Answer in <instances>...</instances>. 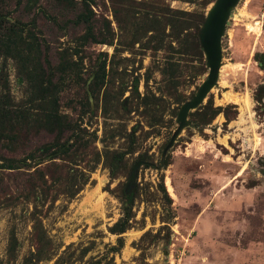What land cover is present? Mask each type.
I'll return each mask as SVG.
<instances>
[{
	"label": "rangeland",
	"instance_id": "1",
	"mask_svg": "<svg viewBox=\"0 0 264 264\" xmlns=\"http://www.w3.org/2000/svg\"><path fill=\"white\" fill-rule=\"evenodd\" d=\"M20 1L12 16L34 20L53 78L29 109L24 144L1 153L20 159L63 141L70 150L0 168V264H264V111L254 99L264 0H239L226 23L202 103L221 112L204 124L201 104L182 127L178 111L208 74L198 32L215 0H84L107 42L83 45L81 2ZM64 55L74 63L60 73ZM7 68L12 103L28 109L30 89L12 59ZM55 95L61 133L44 120Z\"/></svg>",
	"mask_w": 264,
	"mask_h": 264
},
{
	"label": "trees",
	"instance_id": "2",
	"mask_svg": "<svg viewBox=\"0 0 264 264\" xmlns=\"http://www.w3.org/2000/svg\"><path fill=\"white\" fill-rule=\"evenodd\" d=\"M11 1L12 0H0V168L5 169L18 168L20 167L19 162H26L28 159L33 160L34 162L36 161L35 164L37 165L46 157L55 158L56 155L67 153L70 150V145L66 146L65 141H63L61 143L56 142L39 146L36 149V152H29L26 157H21L20 159L13 157V155L9 156L1 153V150L3 149L8 152H13L15 148L24 144V139L28 138V127L31 125L29 120V109L39 96V91H42V84L47 83L49 79L53 78V73L48 72L47 79H44L46 72L42 61L40 60V46L42 42L33 32L32 28H35L34 20L23 22L13 17L12 9L10 7ZM32 1L33 3L35 1L37 2V0H26L29 6L33 5ZM56 1L59 4H65L71 7L77 2H81V10L76 15V23L83 24L84 27V33L81 36L82 45L87 42H107L105 39H102L101 37L98 38L95 35L93 31L94 27L89 15L91 10L88 7L89 5L85 4L84 0ZM20 2V0H17L18 4H20ZM8 59L13 60L19 76L31 91L30 96L28 97V103L30 104L28 109L26 106L18 107L11 101L7 68ZM259 61L261 63L260 67L264 68V58H261ZM72 63H74L73 60L64 55L56 69H58L60 73H63L71 68ZM103 66H105L104 63ZM55 84L54 88L57 87L59 93L61 80L60 82L56 81ZM254 99L264 111V82L257 85L254 92ZM57 102V96L55 95L53 100H51V111L45 113L44 120L51 125L53 124V127L61 133V125L63 124L61 119L63 117L58 114ZM230 106L235 108L233 109V116L237 115L238 111L236 105L233 104ZM201 107L204 108V124L212 121L215 116L221 112L220 108L213 107L212 103L202 104ZM189 115H193V112H189ZM225 115L226 119L231 118L227 113H225ZM53 147L55 148L54 151L51 150ZM164 164L167 165L168 161ZM133 199L132 192L123 194L124 215L121 226L118 229L119 231H123L128 226Z\"/></svg>",
	"mask_w": 264,
	"mask_h": 264
},
{
	"label": "water",
	"instance_id": "3",
	"mask_svg": "<svg viewBox=\"0 0 264 264\" xmlns=\"http://www.w3.org/2000/svg\"><path fill=\"white\" fill-rule=\"evenodd\" d=\"M239 0H215L210 7L198 32L199 42L203 49L208 67L206 79L198 87L193 97L185 101L177 114L180 127L185 124L188 113L201 105L216 83L221 66V40L230 13Z\"/></svg>",
	"mask_w": 264,
	"mask_h": 264
}]
</instances>
